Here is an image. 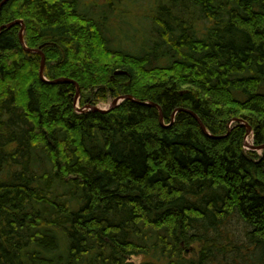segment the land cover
<instances>
[{
	"label": "trees",
	"instance_id": "obj_1",
	"mask_svg": "<svg viewBox=\"0 0 264 264\" xmlns=\"http://www.w3.org/2000/svg\"><path fill=\"white\" fill-rule=\"evenodd\" d=\"M1 5L0 264H264V0Z\"/></svg>",
	"mask_w": 264,
	"mask_h": 264
},
{
	"label": "water",
	"instance_id": "obj_2",
	"mask_svg": "<svg viewBox=\"0 0 264 264\" xmlns=\"http://www.w3.org/2000/svg\"><path fill=\"white\" fill-rule=\"evenodd\" d=\"M8 1V0H6ZM1 8H2V5L0 6V11H1ZM16 25H21L22 26V29H21V32H20V41L24 47V49L28 52H31V53H39L41 56H42V62H41V69H40V75L42 77L43 80L47 81V79L45 78L44 76V70H45V64H46V56L45 54L42 52V48L44 47V45H42L40 47V49H30L26 43H25V40H24V32H25V24L22 20H17V21H14L10 24H7V25H4L0 28V31H2L3 29L5 28H12L13 26H16ZM123 74V72H116V75H121ZM50 83L52 84H57V83H73L74 85H76V88H77V96L79 98L80 96V87L78 86V84L76 82H74L73 80H69V79H57V80H54V81H50ZM125 100H131V101H135V102H138V100H136L133 96H129V95H125V96H122L118 99H116L113 103V105H111L108 109H100L98 107L96 108H92V107H87L83 110H81L78 105H77V110L78 112L82 113L84 111H110V110H114L115 108L119 107ZM143 104H146V105H150V106H154L156 107L157 109H159L160 111V114H163L162 113V110L161 108L156 105V104H152L150 102H146V103H143ZM180 111V110H179ZM178 110L174 113L173 117H172V120L175 121V117H176V114L179 112ZM189 113L198 121V123L200 124L202 130L207 133V130L203 124V122L201 121V119L193 112L189 111ZM161 123L164 124V120L161 119ZM248 128V136L250 137V135H252V131H251V128L249 126H247ZM249 137L247 138V142H246V146L247 147H250L252 148V145H248V141H249ZM264 149V146L262 147H258V148H255V150H262Z\"/></svg>",
	"mask_w": 264,
	"mask_h": 264
},
{
	"label": "rangeland",
	"instance_id": "obj_3",
	"mask_svg": "<svg viewBox=\"0 0 264 264\" xmlns=\"http://www.w3.org/2000/svg\"><path fill=\"white\" fill-rule=\"evenodd\" d=\"M99 1H104V0H99ZM127 6V5H126ZM118 10V9H117ZM141 11H143V9L141 10ZM117 12H120V13H122V11L121 10H119V11H117ZM138 15H140V13L138 12ZM135 20V22L134 23H132L133 25H135L137 28L136 29H129L128 28V26L129 25H127V26H125L126 28H125V31H126V34L130 37V38H132L133 40H135L136 42L133 44V45H136V44H138V45H141V43H144L147 39H146V35L148 34V33H150V25H149V22L148 21H146V20H144V19H142V21H141V18H135L134 19ZM128 22V21H127ZM126 23V22H125ZM128 30V31H127ZM138 31V32H137ZM149 38V37H148ZM131 43V42H130ZM133 45H132V47H133ZM135 47V49H136V46H134ZM126 48L127 49H131L130 48V46H128V45H126ZM116 99H109L108 101H106V102H103V103H101V104H99L97 107H99L100 109H108L111 105H113V103H114V101H115ZM79 106V105H78ZM87 108V107H86ZM248 145L250 146V145H253L252 143V138H250L249 139V141H248ZM248 148V147H247ZM248 149H250V147L248 148ZM135 261H136V263H140V261H141V258H135Z\"/></svg>",
	"mask_w": 264,
	"mask_h": 264
},
{
	"label": "bare ground",
	"instance_id": "obj_4",
	"mask_svg": "<svg viewBox=\"0 0 264 264\" xmlns=\"http://www.w3.org/2000/svg\"><path fill=\"white\" fill-rule=\"evenodd\" d=\"M163 118V115L161 114V119Z\"/></svg>",
	"mask_w": 264,
	"mask_h": 264
},
{
	"label": "flooded vegetation",
	"instance_id": "obj_5",
	"mask_svg": "<svg viewBox=\"0 0 264 264\" xmlns=\"http://www.w3.org/2000/svg\"><path fill=\"white\" fill-rule=\"evenodd\" d=\"M105 1V0H104ZM104 1H102V2H104ZM97 2H98V0H97ZM99 2H101V1H99Z\"/></svg>",
	"mask_w": 264,
	"mask_h": 264
}]
</instances>
